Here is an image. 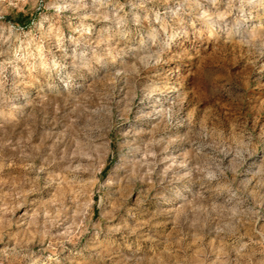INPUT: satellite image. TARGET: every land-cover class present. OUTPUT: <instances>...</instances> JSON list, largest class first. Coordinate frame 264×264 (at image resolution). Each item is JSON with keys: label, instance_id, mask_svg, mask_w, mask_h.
<instances>
[{"label": "rangeland", "instance_id": "obj_1", "mask_svg": "<svg viewBox=\"0 0 264 264\" xmlns=\"http://www.w3.org/2000/svg\"><path fill=\"white\" fill-rule=\"evenodd\" d=\"M0 264H264V0H0Z\"/></svg>", "mask_w": 264, "mask_h": 264}]
</instances>
